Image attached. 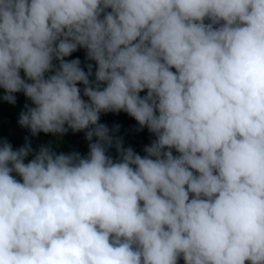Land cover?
<instances>
[{
    "label": "clouds",
    "instance_id": "1",
    "mask_svg": "<svg viewBox=\"0 0 264 264\" xmlns=\"http://www.w3.org/2000/svg\"><path fill=\"white\" fill-rule=\"evenodd\" d=\"M0 123V264H264V0H0Z\"/></svg>",
    "mask_w": 264,
    "mask_h": 264
},
{
    "label": "trees",
    "instance_id": "2",
    "mask_svg": "<svg viewBox=\"0 0 264 264\" xmlns=\"http://www.w3.org/2000/svg\"><path fill=\"white\" fill-rule=\"evenodd\" d=\"M80 57L83 61L84 52L81 49L76 54H72L68 58L72 57ZM22 100L21 108L26 100L22 93H20ZM100 120L111 127L114 123L120 124V134H123L124 141L126 145H131L137 152L142 153V145L149 143L150 139L152 138L151 134L147 131V129H143L140 131H135L134 127L136 123H134L132 117L128 116L124 112L119 113H103L101 114ZM6 126L0 123V138L6 137L10 142L11 140L14 141L13 147H18L22 145L25 141V137L27 136L31 146L35 149L38 144L44 143L45 141L51 139L55 140L56 137L53 134H46V133H39L36 137H31L28 133L26 128H22L21 126H17L15 130L7 136ZM63 143L59 145L56 149L57 151H67L69 146L81 153L87 152V141L83 138V132H76L72 133L69 131L68 133L64 134L62 137ZM114 154V151H113ZM182 264V262H181Z\"/></svg>",
    "mask_w": 264,
    "mask_h": 264
}]
</instances>
